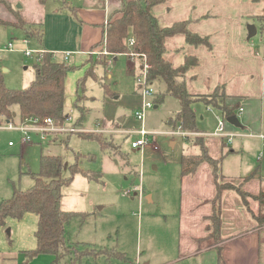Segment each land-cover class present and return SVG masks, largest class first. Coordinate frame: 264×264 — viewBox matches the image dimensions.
<instances>
[{"label": "rangeland", "instance_id": "rangeland-1", "mask_svg": "<svg viewBox=\"0 0 264 264\" xmlns=\"http://www.w3.org/2000/svg\"><path fill=\"white\" fill-rule=\"evenodd\" d=\"M240 23L244 42L248 39V26H256L258 34L252 42L264 56V36L257 22L245 17L238 21ZM10 43L17 50L32 49L36 45L34 40L24 44L19 33L0 25V49ZM109 58L112 57L105 56V60ZM61 59L58 56L56 60ZM72 60L70 57L66 63L71 71L66 80L65 114L69 120L65 126L90 132H53L45 141L32 133L33 143L24 145L21 143L23 133L0 130V204L11 198L15 190L27 191L34 186L32 174L41 170V155H58L63 158L65 179L72 177L71 169L76 165L86 174L100 175L95 181L77 173L62 191L60 207L63 211L88 215L86 219L75 217L70 220L66 227L67 242L77 252L94 248L107 253L96 259L83 257L79 264H144L145 261L151 264H197L198 259L194 257L180 256L179 211L185 194L181 181L182 156L201 152L194 145L198 142L194 133H185L190 135V141L178 133L169 135L175 129L169 123H173L179 112V102L165 99L161 105L155 104L157 108L154 106L147 111L145 127L149 132V143L143 149H135L132 145L140 139L137 134L140 126L133 115L137 108L132 106L138 97L139 69L133 72L127 59L121 58L115 64L99 63L93 70L94 75H87L86 68L73 66ZM36 65L35 58H27L20 51H0V75L10 89L27 88L36 79ZM155 90L160 93L157 88ZM207 116L209 119L203 127L213 131L216 120ZM122 118L125 122L117 123ZM103 120L112 132L120 130L113 133L103 130L101 137L105 145L98 139L79 136L98 133L104 129L98 124ZM21 121L18 118L13 123L17 125ZM2 125L6 126L7 121L4 120ZM260 125L261 130L247 132L264 135V104ZM178 127L179 124L177 132ZM236 133L239 136L246 134L242 130H236ZM260 146L261 141L257 138L236 137L233 147H225V158L219 166L220 180L226 177L244 180L258 170L249 182L257 188L264 186V161H258ZM140 190L144 194L142 201ZM230 193L240 198L237 193ZM147 194L153 195V203L146 199ZM37 224L38 216L26 213L21 220L8 218L0 225V264H56L52 255L26 257L37 247ZM96 251L91 253L96 255ZM67 254L57 264H72L75 255ZM116 254L123 255L126 260L117 258Z\"/></svg>", "mask_w": 264, "mask_h": 264}, {"label": "crops", "instance_id": "crops-1", "mask_svg": "<svg viewBox=\"0 0 264 264\" xmlns=\"http://www.w3.org/2000/svg\"><path fill=\"white\" fill-rule=\"evenodd\" d=\"M122 8L123 0H0V22H3L0 25L19 33L26 45L34 40L36 42L35 47L32 48L34 50L73 52L74 54L70 56L73 59V66L86 68L87 75H94L93 70L97 64L110 65L109 63H116L121 58L127 59L128 66L133 72H137L138 69L141 72L142 59L139 57L124 55L105 60V55L93 54L94 51L101 52L103 49L109 20L114 16L120 17ZM263 9L264 2L255 0H167L153 8V14L161 27L189 21L188 27L191 32L209 37L212 51L205 46L196 47L188 44L185 36L181 34L167 38L165 58L178 68L184 65L187 57H197L199 65L186 74L188 92L192 95H212L222 87L227 107L236 108L235 116L240 122V126L237 127L225 118L227 132L236 135L235 138H257L260 141L258 136L263 134L249 133L247 130H261L260 120L264 104V56L252 42L253 38L244 42L243 27L238 21L245 17L259 16L263 13ZM18 17L28 26L12 25L17 23ZM232 18L235 21L232 22ZM58 56L62 57V62L56 60ZM58 56L53 60L65 64L70 60V57L65 60L63 55ZM89 69L92 70L90 73H88ZM140 76L141 74L138 76V97L133 102V108L140 107L142 102ZM109 77L112 78V75L110 74ZM153 86L158 92L166 90V84L163 82H155ZM166 99L176 100L173 97ZM241 108H243L242 112L239 111ZM193 109L199 129V132L194 133L193 136L204 144L212 159L220 161V164L223 163L225 147H233L235 138L230 144L226 138L210 136L218 127L222 114L203 103L193 104ZM207 115H210L211 120H216L213 131H206L203 127L209 119ZM124 122L125 119L122 118L117 123ZM98 124L104 128L98 133H103V130L112 132L107 129L105 120ZM169 125L172 126V123ZM139 126L141 127L140 122ZM177 130L178 134L184 132L180 126ZM236 130L245 131V136H239ZM113 132L120 130L116 129ZM169 133H175L169 134L172 136L178 135L176 129ZM181 136L190 141L188 139L190 135ZM198 142H194V145L199 147L202 153ZM171 144H174V141ZM200 154L183 155L182 161L184 158ZM182 168L181 164V181L185 194L181 199L179 211L182 250L180 256L194 257L198 259L197 264H218L216 246H210L206 241L210 234L207 229L210 222L207 219L213 214L210 201L215 193L212 167L210 163L203 162L195 173L184 177ZM257 171L244 180H229L226 177L222 181L240 185L252 196L264 195L263 185L257 188L254 183L249 182L250 178L258 173ZM247 182H249L248 187ZM146 199L154 202L151 194H147ZM249 203L256 216L261 214L264 217V206L262 207L259 201L250 198ZM222 235L225 239L223 243L225 264H264V226H259L246 210L242 200L230 192L225 193L223 198ZM144 264L151 263L145 261Z\"/></svg>", "mask_w": 264, "mask_h": 264}, {"label": "trees", "instance_id": "trees-1", "mask_svg": "<svg viewBox=\"0 0 264 264\" xmlns=\"http://www.w3.org/2000/svg\"><path fill=\"white\" fill-rule=\"evenodd\" d=\"M44 1V0H41ZM167 0H123V8L120 17L114 16L109 20L107 27V50L113 54H145L151 66L149 81L163 82L166 90L157 94L156 105H161L167 97H173L180 103V111L176 114L172 126L176 129L177 124L184 132L198 133L196 124L197 116L193 104L203 103L212 107L222 114L224 118L236 115V108L229 109L226 105V96L223 88L219 87L212 95H192L188 92L186 85V74L199 65L197 57H187L183 66L175 68L166 60L165 54L167 38L177 35H184L188 44L199 47L205 46L213 50L209 37L193 33L189 30V21L175 23L170 27H161L157 17L153 14V8L165 3ZM263 1L264 0H255ZM7 4L6 2H2ZM254 19L264 36V9L263 13L255 16ZM3 23V22H0ZM16 27L28 26L19 17ZM135 38L132 46L128 45L130 38ZM104 42V41H103ZM36 79L24 89H10L6 87L3 77L0 75V126L3 121L13 123L16 119L24 120L27 117H52L65 122L69 116L65 114L66 100V78L71 68L65 63L56 62L51 55H45L43 61L35 67ZM93 70V68H92ZM89 69L88 73L92 71ZM88 133V132H87ZM102 133L80 134L84 139H98L105 145ZM199 139V138H198ZM199 141V140H198ZM200 155L184 158L182 161L183 177L193 174L203 162L210 163L215 179V193L210 201L213 206V214L207 220L210 234L206 241L210 246H216L218 252V264H225L223 258L222 235L223 226V198L227 192H235L241 198L246 210L251 217L257 221L259 226H264V217L252 211L249 203L254 198L264 206V195L252 196L242 186L224 182L219 177L220 161L210 157L208 151L201 142ZM64 162L58 155H41V170L32 174L34 186L27 190H15L13 196L3 200L0 204V225L5 224L6 219L21 220L26 213H33L38 216L35 238L37 247L29 251L26 257L34 258L40 254L52 255L53 263H58L67 255H75L72 264H79L83 257L96 259L100 255H107L102 250L85 248L76 251L66 240V227L70 220L75 217L86 219L88 216L80 212H68L61 209L63 188L68 186L77 173H83L89 180L97 181L100 175L86 174L76 165L71 169L72 177L65 179L63 176ZM74 250L76 251L75 253ZM96 251L94 255L91 252ZM77 253V254H76ZM117 258L126 260L121 254Z\"/></svg>", "mask_w": 264, "mask_h": 264}, {"label": "built area", "instance_id": "built-area-1", "mask_svg": "<svg viewBox=\"0 0 264 264\" xmlns=\"http://www.w3.org/2000/svg\"><path fill=\"white\" fill-rule=\"evenodd\" d=\"M25 43H28V41H25ZM135 43V38L132 37L128 40V45L132 46ZM107 38L105 37L103 42V49L101 52L94 51L93 54L97 55H105V56H133V57H139L142 59V68H141V76H140V93H141V106L135 109L134 116L135 118L140 122L141 127L137 131V134L140 136V139L133 143L132 147L135 149L141 148L143 149L148 143H149V132L146 130L145 127V120H146V113L149 109L154 108L155 106V99L157 96V92L153 86V84L149 81V71H150V64L148 62L147 56L145 54H115L109 53L107 50ZM2 52H16L20 51L22 52L25 57L27 58H35V61L37 63H41L45 57V55L50 54L52 58L57 57L59 54L63 55L65 60H68V58L74 54L73 52H48L43 49H24V50H17L14 48L13 43H10L8 46L4 47V49H0ZM240 112L243 111V108L239 109ZM69 120V119H68ZM65 122H62L58 119L52 118V117H27L25 120L19 122L17 125L14 123H9L6 126H0V130L7 129V130H15L23 133V138L21 140V143L26 145L29 143H33L31 134L37 133L40 136L41 141H45L49 138V135L53 132H59L61 134H75V133H81V132H90L85 130H80L78 128H68L65 126ZM226 119L225 118H219L218 121V127L216 130L210 134V136L218 137V138H226L228 142L231 144L233 139L236 135L230 134L226 130ZM179 133V132H177ZM186 132H182L183 136ZM169 134H175V133H169ZM181 134V133H180ZM181 134V135H182ZM245 136V135H244ZM250 136V135H248ZM262 141V146L258 154V161L263 162L264 161V135L258 136ZM12 145V144H11ZM140 198L143 197L142 190L139 191Z\"/></svg>", "mask_w": 264, "mask_h": 264}, {"label": "water", "instance_id": "water-1", "mask_svg": "<svg viewBox=\"0 0 264 264\" xmlns=\"http://www.w3.org/2000/svg\"><path fill=\"white\" fill-rule=\"evenodd\" d=\"M258 33V30L256 28L255 25H250L248 26V39H252L254 38ZM158 106H155V108H157ZM228 122L234 126L239 127L240 126V122L237 116H232L228 118ZM10 121L7 122V124H9ZM172 123V121L170 122V124Z\"/></svg>", "mask_w": 264, "mask_h": 264}]
</instances>
